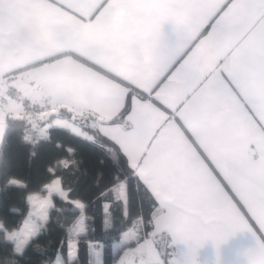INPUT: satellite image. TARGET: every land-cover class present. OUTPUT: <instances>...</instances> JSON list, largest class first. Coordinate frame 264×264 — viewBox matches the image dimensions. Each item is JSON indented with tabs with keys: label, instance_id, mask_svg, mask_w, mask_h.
I'll use <instances>...</instances> for the list:
<instances>
[{
	"label": "snow or ice",
	"instance_id": "snow-or-ice-1",
	"mask_svg": "<svg viewBox=\"0 0 264 264\" xmlns=\"http://www.w3.org/2000/svg\"><path fill=\"white\" fill-rule=\"evenodd\" d=\"M86 220L87 264H264V0H0V264H81Z\"/></svg>",
	"mask_w": 264,
	"mask_h": 264
},
{
	"label": "trees",
	"instance_id": "trees-1",
	"mask_svg": "<svg viewBox=\"0 0 264 264\" xmlns=\"http://www.w3.org/2000/svg\"><path fill=\"white\" fill-rule=\"evenodd\" d=\"M22 155V157L27 156V148H20L18 149ZM82 159H83V168L87 169L89 173V184L96 183L97 175L102 173V177L99 180V185H101L99 188H93V196L92 199L95 200V195H98L100 192H105V186L109 185V181L111 179V176L113 172L115 171L114 167L112 166V163L110 159L108 158L105 151L101 148H98L94 145H86L82 149ZM103 161V162H102ZM118 200V194L115 191L112 192H105V198L99 200L98 202H95L92 206V208L87 213L88 217H93L94 215H99L102 212V205L105 203H114ZM26 215V212H25ZM22 217L17 215L18 222L22 223ZM96 225L90 224L89 221L86 220V231L85 233H81L79 236H73L72 239L76 240L78 243V257L77 260L81 261V264H87V261L90 259V256L88 255V248L87 245L91 243L94 240V237L92 235L88 234V229L95 228ZM63 235V232H61L60 229H56L52 236L44 237L40 243L42 245H46L48 243L49 239H52L54 242L60 238ZM168 243L167 240L161 239L160 240V248L163 250ZM201 252L198 250V253ZM200 254V253H199ZM201 256H198L200 258ZM48 258V257H44ZM51 259H55L54 254L51 255ZM62 258H67V249H64V252L62 254ZM75 264V262H73Z\"/></svg>",
	"mask_w": 264,
	"mask_h": 264
},
{
	"label": "crops",
	"instance_id": "crops-1",
	"mask_svg": "<svg viewBox=\"0 0 264 264\" xmlns=\"http://www.w3.org/2000/svg\"><path fill=\"white\" fill-rule=\"evenodd\" d=\"M255 241L248 232H237L229 236L219 246L212 240L206 241L197 254L198 264H246L244 253ZM185 248V245H181Z\"/></svg>",
	"mask_w": 264,
	"mask_h": 264
}]
</instances>
